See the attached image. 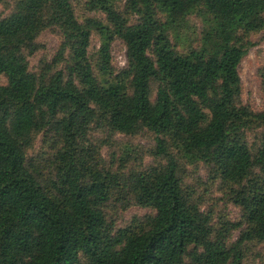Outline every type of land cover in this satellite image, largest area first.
I'll use <instances>...</instances> for the list:
<instances>
[{
	"label": "trees",
	"instance_id": "16d2710c",
	"mask_svg": "<svg viewBox=\"0 0 264 264\" xmlns=\"http://www.w3.org/2000/svg\"><path fill=\"white\" fill-rule=\"evenodd\" d=\"M13 1L0 15V264H242L244 244L264 245V111L237 103L243 34L264 29V0H130L133 23L108 0H88L107 25L79 22L73 0ZM196 8L211 15L212 28L200 50L180 56L157 12L173 21ZM48 28L61 36L63 66L37 76L28 58ZM93 32L107 36L98 74L88 55ZM115 38L125 46L120 71L112 67ZM92 128L148 130L163 163L112 174L90 142ZM258 129L249 144L247 132ZM40 135L53 151L44 165L27 154ZM174 146L228 188L240 222L213 228L184 185ZM114 201L152 215L116 230L105 212Z\"/></svg>",
	"mask_w": 264,
	"mask_h": 264
},
{
	"label": "rangeland",
	"instance_id": "374dc122",
	"mask_svg": "<svg viewBox=\"0 0 264 264\" xmlns=\"http://www.w3.org/2000/svg\"><path fill=\"white\" fill-rule=\"evenodd\" d=\"M105 1V0H103ZM130 0H108L106 5L113 7L114 11L123 14L128 23H133L138 16L126 10ZM88 0H73L75 16L79 22L86 19L100 21L107 25L106 15L101 10L92 11ZM13 0H0V15L7 16L12 7ZM157 18L167 24V36L173 49L180 56H186L192 51H198L203 45V38L212 28L211 15L202 8H196L186 16L173 20L166 14L157 12ZM248 42L246 54L238 66V75L241 81V94L238 105L247 106L253 112L264 111V29L243 34ZM61 36L55 28L44 29L36 39L38 51L28 58L29 70L37 76L47 73L52 74L62 68L63 62L57 65L58 50L61 44ZM106 35L93 32L88 49L89 59L96 68L98 52ZM112 55V67L114 71H120L126 66L125 46L119 39H113L110 43ZM55 62V63H54ZM50 68V71L47 69ZM3 84V79L0 78ZM261 129L257 133L247 132L246 140L249 144H255L260 138ZM90 142L99 148V159L103 167L112 174L128 177L131 173H139L151 167H158L163 163L156 159L151 150L155 146V134L143 129L135 135L110 134L106 129L92 128L89 135ZM177 162L180 165L181 177L184 185L192 193V196L200 204L204 213L210 216V222L214 229L222 228L231 223L241 221V210L230 201L228 188L214 180L208 168L202 162H194L176 146L171 148ZM52 146L46 142L42 135L35 137L32 147L28 150V158L40 164H46L52 155ZM120 201L110 202L105 212L108 221L114 224L116 230L133 226L135 219L152 215L150 210H141L135 206L126 207ZM126 205V204H125ZM241 230L231 233L230 242L238 240ZM243 254L242 264H264V245L246 243L241 248Z\"/></svg>",
	"mask_w": 264,
	"mask_h": 264
}]
</instances>
